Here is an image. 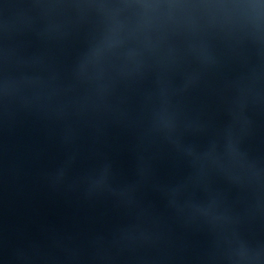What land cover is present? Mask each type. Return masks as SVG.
Segmentation results:
<instances>
[{
  "label": "water",
  "instance_id": "obj_1",
  "mask_svg": "<svg viewBox=\"0 0 264 264\" xmlns=\"http://www.w3.org/2000/svg\"><path fill=\"white\" fill-rule=\"evenodd\" d=\"M82 264H264V0H40Z\"/></svg>",
  "mask_w": 264,
  "mask_h": 264
}]
</instances>
